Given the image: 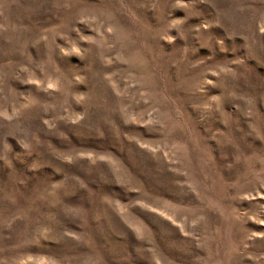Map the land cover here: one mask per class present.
I'll use <instances>...</instances> for the list:
<instances>
[{"label":"rangeland","instance_id":"rangeland-1","mask_svg":"<svg viewBox=\"0 0 264 264\" xmlns=\"http://www.w3.org/2000/svg\"><path fill=\"white\" fill-rule=\"evenodd\" d=\"M0 264H264V0H0Z\"/></svg>","mask_w":264,"mask_h":264}]
</instances>
